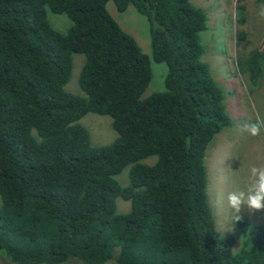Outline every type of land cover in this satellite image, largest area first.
<instances>
[{
  "label": "trees",
  "instance_id": "obj_1",
  "mask_svg": "<svg viewBox=\"0 0 264 264\" xmlns=\"http://www.w3.org/2000/svg\"><path fill=\"white\" fill-rule=\"evenodd\" d=\"M106 2L0 0V256L15 264H264V226L233 252L208 202L205 150L230 118L224 88L201 59L206 12L190 0H112L117 11L131 5L146 17L148 56ZM46 10L67 17L64 33ZM242 23L235 43L246 38ZM72 53L83 56L81 95L64 89ZM262 55L248 50L245 68ZM150 60L166 66L163 89L141 96ZM252 69L257 76L258 64ZM88 112L110 117L111 142L89 143L77 123ZM149 156L152 164L140 162ZM126 166L122 186L115 175ZM117 197L129 201L126 212H116Z\"/></svg>",
  "mask_w": 264,
  "mask_h": 264
},
{
  "label": "rangeland",
  "instance_id": "obj_2",
  "mask_svg": "<svg viewBox=\"0 0 264 264\" xmlns=\"http://www.w3.org/2000/svg\"><path fill=\"white\" fill-rule=\"evenodd\" d=\"M207 15V29L200 33L203 53L201 59L208 64L214 79L224 88V103L229 114L230 126L216 133L205 150L204 165L207 172L206 192L218 236L234 239L232 251L238 252L243 246L244 235L255 227L264 226V210L250 213L242 207L241 219L233 223V213L227 207L226 196L233 190L243 189L248 183L249 167L264 165V131L252 137L240 131L241 124L264 119V55L257 57V63L251 61L248 70L244 66L245 55L251 48L264 49V2L256 0H190ZM242 4L243 14L235 10ZM105 8L119 27L136 42L140 51L150 55L149 26L145 16L137 13L131 5L123 11H117L112 0H107ZM48 24L60 33H64L69 20L63 14L46 10ZM246 32L242 42L235 43L236 23ZM83 62L81 54H71L70 76L64 89L75 95L82 92L78 86L79 70ZM150 62L151 77L141 96L163 89L164 63ZM258 64L259 73L251 77L253 66ZM77 123L83 126L91 145H103L111 142L116 132L111 126L108 115L88 112ZM154 156L142 159L143 164H152ZM129 166L115 175L120 185L128 183ZM129 201L117 197L115 210L126 212ZM0 264H15L5 256H0ZM45 264V263H40ZM57 264H86L84 261L69 257ZM102 264H116L109 259Z\"/></svg>",
  "mask_w": 264,
  "mask_h": 264
},
{
  "label": "clouds",
  "instance_id": "obj_3",
  "mask_svg": "<svg viewBox=\"0 0 264 264\" xmlns=\"http://www.w3.org/2000/svg\"><path fill=\"white\" fill-rule=\"evenodd\" d=\"M260 14L264 15V11ZM240 131L252 137L259 136L264 131V119L245 122L241 124ZM248 172L245 188L233 190L226 196L227 207L233 213V223L241 219L239 213L242 207H246L250 213L264 210V165H252Z\"/></svg>",
  "mask_w": 264,
  "mask_h": 264
}]
</instances>
